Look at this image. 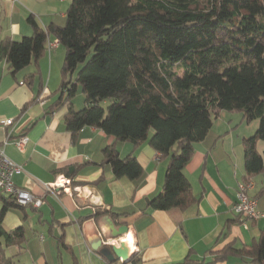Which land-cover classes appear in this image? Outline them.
Returning <instances> with one entry per match:
<instances>
[{"label": "crops", "instance_id": "0c3cea01", "mask_svg": "<svg viewBox=\"0 0 264 264\" xmlns=\"http://www.w3.org/2000/svg\"><path fill=\"white\" fill-rule=\"evenodd\" d=\"M70 1L0 0V42L32 35L29 18L42 28L63 25ZM64 56L65 48L50 35L43 54L16 72L0 57V142L10 136L4 151L23 166L12 177L15 185L42 198L39 207L10 208L3 215L6 230L24 228V247L6 249L18 264H105L107 260L91 248L98 238L109 236L103 229L104 216L117 226L126 224L128 232L121 239L132 236V246L122 243L125 253L134 255L130 264H178L187 256L207 263L229 243L242 248L258 240L264 228V169L247 174L243 147L258 124L248 123L243 129L245 117L237 111L213 116L183 168L198 200L183 209H153L150 201L163 188L168 157L146 141L135 145L92 126L72 135L64 115L70 106L82 108L84 95L78 94L77 85L74 97L66 99L61 89ZM5 118L12 122L2 128ZM24 136L27 142L19 148L14 140ZM106 147H114L121 158L134 156L143 170L141 178L114 177L104 162ZM256 149L264 161L263 140H257ZM59 175L70 178L72 185L56 197L45 192L43 182ZM245 178L254 184L249 194L257 198L263 214L258 219H244L232 210L237 185ZM214 264L258 263L248 256L229 255Z\"/></svg>", "mask_w": 264, "mask_h": 264}, {"label": "trees", "instance_id": "16d2710c", "mask_svg": "<svg viewBox=\"0 0 264 264\" xmlns=\"http://www.w3.org/2000/svg\"><path fill=\"white\" fill-rule=\"evenodd\" d=\"M29 21L32 35L2 40L0 57L16 72L43 54L50 35L57 39L65 48L61 89L69 101L77 85L84 95V106L64 115L66 129L75 135L92 126L117 140L146 141L168 157L151 208L183 209L198 200L183 168L222 110L258 119L243 140L245 169L249 175L264 169L256 149L264 141V0H71L63 25ZM103 155L114 177L141 178L134 156L121 158L114 147ZM25 206L0 191V264H18L6 249L26 240L23 226L3 227V215ZM229 255L264 264V228L249 247L229 243L207 263L187 256L178 264H214Z\"/></svg>", "mask_w": 264, "mask_h": 264}, {"label": "built area", "instance_id": "2783aa9c", "mask_svg": "<svg viewBox=\"0 0 264 264\" xmlns=\"http://www.w3.org/2000/svg\"><path fill=\"white\" fill-rule=\"evenodd\" d=\"M53 43H48L52 46ZM12 118H5L2 121V128L10 125ZM10 141V136L7 135L0 142V191L6 195H11L16 202L21 205H32L39 207L42 203V198L34 195L32 192L15 185L12 180L14 174L23 171V166L10 159L4 151V146ZM27 142V137L14 140V143L21 148ZM71 179L63 175L57 176L52 182H43L45 192H49L54 196H58L62 192L71 190ZM254 184L251 179L245 178L239 181L236 190V200L232 206L233 212L244 219H258L263 214L257 208V198L249 194ZM77 188V187H74ZM104 240V241H103ZM103 244L114 245L120 247L123 243L121 236L115 239L108 237L102 239ZM133 249V248H132ZM128 259L122 256L116 257L113 261H106L105 264H130V256Z\"/></svg>", "mask_w": 264, "mask_h": 264}, {"label": "water", "instance_id": "95a60500", "mask_svg": "<svg viewBox=\"0 0 264 264\" xmlns=\"http://www.w3.org/2000/svg\"><path fill=\"white\" fill-rule=\"evenodd\" d=\"M147 201V200H146ZM102 221L104 222V230L105 232L109 233L108 238L110 239H115L120 236H123L128 232V228L126 224L122 225H115V223L111 220L109 216H104L102 218ZM60 230L57 229L55 230V234L59 232ZM122 243L120 244V247H116L114 245H107V244H102V239L98 238L97 242L95 244L91 245V248L94 250H97L98 253L105 258L107 261L111 262L113 261L116 257L122 256L125 259H128L129 255L125 253V251L122 248Z\"/></svg>", "mask_w": 264, "mask_h": 264}, {"label": "rangeland", "instance_id": "374dc122", "mask_svg": "<svg viewBox=\"0 0 264 264\" xmlns=\"http://www.w3.org/2000/svg\"><path fill=\"white\" fill-rule=\"evenodd\" d=\"M82 65V64H81ZM81 65H79L78 67H77V69H76V71H78V69L81 67ZM179 76H181L182 75V73H183V70H182V68H179L178 66H173V68H172ZM76 71L74 72V75H73V77L75 78V76H76ZM78 94L81 92V89H80V87L78 88ZM107 103L108 102H106L105 104H104V106H106L107 105ZM230 114V112L229 111H226V110H222L221 111V116L222 117H224V116H228ZM250 124V125H252V124H258V119H252V120H250V121H248L246 118L243 120V123H242V125L241 126H243V129H246V126H247V124ZM63 257L64 258H67L65 255H63Z\"/></svg>", "mask_w": 264, "mask_h": 264}, {"label": "bare ground", "instance_id": "6f19581e", "mask_svg": "<svg viewBox=\"0 0 264 264\" xmlns=\"http://www.w3.org/2000/svg\"><path fill=\"white\" fill-rule=\"evenodd\" d=\"M126 245H131L132 246V236L128 234L123 240H122Z\"/></svg>", "mask_w": 264, "mask_h": 264}]
</instances>
